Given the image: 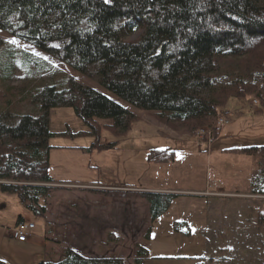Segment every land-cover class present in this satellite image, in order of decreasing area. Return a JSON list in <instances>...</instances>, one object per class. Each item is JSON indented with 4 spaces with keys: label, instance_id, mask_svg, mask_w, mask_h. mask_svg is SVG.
<instances>
[{
    "label": "rangeland",
    "instance_id": "1",
    "mask_svg": "<svg viewBox=\"0 0 264 264\" xmlns=\"http://www.w3.org/2000/svg\"><path fill=\"white\" fill-rule=\"evenodd\" d=\"M140 32L135 30L127 38L134 39ZM0 38L4 41L0 47V107L9 120L16 122L23 113H38L34 93L46 83L65 86L69 75L126 105L96 77L74 70L57 56L2 29ZM223 60L222 67H237L240 58ZM132 109L140 118L124 135L117 136L105 127L111 118H98L101 141L116 142L114 148L106 150L93 147L99 133L71 106L49 110L53 133L49 138V173L58 182L82 184L69 188L55 185L61 183L52 185L38 199L37 212L43 207V213L29 209L19 194L0 187V259L6 264L56 261L71 248L87 257H119L129 264L145 248L150 228L160 230L163 238L166 236L164 240L171 243L164 244L162 240L158 248L166 245L174 251L179 247L181 252L175 257H142V264H196L200 260L207 264H264V179L258 177L254 156L237 153L239 163L228 151L210 157L216 153L209 149L212 135L199 147L192 136L198 128H212L211 125L195 130L184 125L173 129L154 119V111ZM263 111L254 94L245 100L230 97L218 107L217 115V120L219 115L225 119L217 127H224L228 134L213 143L212 149L218 142L228 147L264 145ZM173 133L187 138V144L177 145L167 135ZM152 148L169 158L179 153L178 159L150 163L148 153ZM236 167L240 171L234 173L238 178L232 173ZM86 181L108 183L119 189L125 185L150 189L148 185L156 181L182 189L174 191L183 198L176 199L177 196L164 213L152 220L147 199L97 191L95 184H84ZM191 190L203 193L191 194ZM18 214L35 223L34 235L39 234L40 241L20 244L11 240L7 228L12 229L15 219L21 218ZM173 229L180 230V236L174 239L169 237ZM45 234L48 241L43 240Z\"/></svg>",
    "mask_w": 264,
    "mask_h": 264
},
{
    "label": "trees",
    "instance_id": "2",
    "mask_svg": "<svg viewBox=\"0 0 264 264\" xmlns=\"http://www.w3.org/2000/svg\"><path fill=\"white\" fill-rule=\"evenodd\" d=\"M0 29L96 77L126 101L122 104L69 75L65 86L46 83L34 93L36 114L23 113L14 122L0 107V181H4L0 187L19 194L36 213L44 209L37 212L39 197L55 183L82 184L58 182L49 173L52 107L71 106L99 133L92 143L97 150L116 145L101 141L98 118H111L105 127L124 135L140 118L133 107L154 111V119L173 129L211 125L212 141L221 129L216 126L218 107L230 97L245 100L254 94L264 110V0H0ZM135 30L141 31L139 36L127 38ZM3 44L0 38V47ZM228 56L240 58L237 67H222ZM231 150L253 155L258 177L264 179V145ZM172 158L155 148L148 153L150 163ZM94 183L97 191L147 199L152 220L178 196L174 191ZM147 254L141 248L129 264H142ZM0 264L6 262L0 259ZM35 264L127 263L119 257H87L68 248L59 260Z\"/></svg>",
    "mask_w": 264,
    "mask_h": 264
},
{
    "label": "crops",
    "instance_id": "3",
    "mask_svg": "<svg viewBox=\"0 0 264 264\" xmlns=\"http://www.w3.org/2000/svg\"><path fill=\"white\" fill-rule=\"evenodd\" d=\"M228 133H226V130L224 129V127H222L221 128V130H220V133H219V136L211 143V146H210V150H214L216 153L215 154H213V153H211L210 154V157L212 156V155H215V156H218L217 154L218 153H222V152H226V151H228V152H232L236 157H232V158H234V159H236V161H238L239 160V156L237 157V153H241V152H234V151H229V150H231V148L232 147H240V146H227V145H223V144H225V143H219L218 142V144L217 145H215L214 147H213V149H212V144L213 143H216L221 137H223V136H226ZM171 139H173L174 140V142L177 144V145H179L180 147H183L185 144H187V138H181L180 136H178V135H175V133H173V134H167ZM193 137V141H194V144L197 146V147H199V144L197 143V141H196V138H195V136H192ZM245 146H248V145H245ZM193 151V150H192ZM219 151V152H218ZM178 154L179 153H175L174 152V155H172L173 156V158H172V162H175L177 159H178ZM243 154V153H242ZM222 160V159H221ZM216 161H218V159H216ZM240 161V160H239ZM239 161H238V163H239ZM237 163V164H238ZM240 171H238V168L236 167L235 168V170L234 171H232V173L234 174V173H239ZM238 176L239 175H237V174H234V176L233 177H235V178H238ZM87 182V181H86ZM95 181H90V182H88V183H84V184H96V183H94ZM99 184H102V185H106V186H112L111 184H108V183H100L99 182ZM155 185H148V188H150V189H154V190H168V191H177V190H182V189H176V188H173V187H170V186H166V185H160V184H158L156 181H155V183H154ZM63 185H65V186H68V188H69V186H72L71 184H66V183H63ZM96 187V186H95ZM144 188H146V187H144ZM197 190H199V189H197ZM197 190H191V191H189V193H193V194H200V193H203V191H201V192H197ZM207 190H210V189H206V191ZM174 191V192H175ZM183 191H185V190H183ZM195 191V192H194ZM205 191V192H206ZM207 193V192H206ZM181 199V198H183V196H178L176 199ZM18 216H20L21 218H27V217H24L23 215H21V214H18L17 215V217ZM16 222H17V220L15 219V221H14V224H13V227L15 226V224H16ZM36 227V225L34 226V228ZM34 228H33V230H32V232H31V235L28 237V239L27 240H25V241H19V240H17L16 238H14L12 235H11V230L12 229H10L9 227L7 228V230H8V233L10 234V236L12 237L11 238V240L13 239H15L14 241H17V242H19L20 244H25L26 242H38V241H40L41 240V236L39 235V234H37V235H34ZM179 229V228H178ZM174 230L171 234H170V236L169 237H173V239L174 238H177V237H179L180 236V230ZM47 235V236H46ZM45 237H43V240H46V241H48L47 240V237H48V234H45L44 235ZM163 234H162V232L160 231V230H152V231H149V237L146 239V245H145V248L147 249V252H148V254L146 255V256H144L143 257V259L144 258H150V257H153V256H163V257H175V256H180L179 254H180V250H179V247L178 248H175L174 249V251L173 250H171V249H168V247L166 246V245H163V247H161V248H158L157 247V245H159L158 243H160L162 240L164 241V244H171L170 242H168L167 240H164V239H166V236H165V238H163ZM29 250H31V249H28L27 251H29ZM47 250V249H46ZM205 256V254L203 255V256H201L202 258ZM142 259V260H143Z\"/></svg>",
    "mask_w": 264,
    "mask_h": 264
},
{
    "label": "built area",
    "instance_id": "4",
    "mask_svg": "<svg viewBox=\"0 0 264 264\" xmlns=\"http://www.w3.org/2000/svg\"><path fill=\"white\" fill-rule=\"evenodd\" d=\"M224 117L219 115L216 126L224 124ZM213 128L200 127L195 132L196 141L200 146L205 138L210 141ZM35 226V223L31 220L20 219L11 230V235L19 241H25L31 235V232Z\"/></svg>",
    "mask_w": 264,
    "mask_h": 264
}]
</instances>
